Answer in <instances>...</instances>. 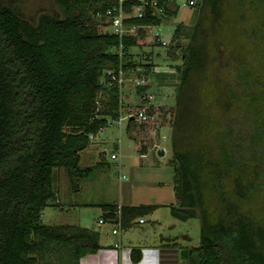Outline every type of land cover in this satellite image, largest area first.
Segmentation results:
<instances>
[{
    "label": "trees",
    "instance_id": "1",
    "mask_svg": "<svg viewBox=\"0 0 264 264\" xmlns=\"http://www.w3.org/2000/svg\"><path fill=\"white\" fill-rule=\"evenodd\" d=\"M55 1L63 17L43 13L32 21L0 2V264H45L48 253L57 254L58 264H79L100 248L96 230L47 225L43 209L55 199L56 168L76 186L103 164L81 166L80 152L108 119L120 117L121 91L106 70L147 71L151 64L131 51L138 33L99 31L89 16L91 10L108 24L106 11L118 0ZM198 5L176 65L170 137V212L200 221V243L181 247V260L264 264V0ZM177 11L168 1L159 17L124 22L140 36L144 26ZM180 34L177 26L172 38ZM176 48L179 40L168 49L172 59ZM159 206L102 205L124 229Z\"/></svg>",
    "mask_w": 264,
    "mask_h": 264
},
{
    "label": "rangeland",
    "instance_id": "2",
    "mask_svg": "<svg viewBox=\"0 0 264 264\" xmlns=\"http://www.w3.org/2000/svg\"><path fill=\"white\" fill-rule=\"evenodd\" d=\"M12 7L21 16L35 20L43 13L63 17L65 12L55 0H0ZM173 8H178L177 14L164 15L159 25H149L143 28V35L134 28L131 33H138V45L131 48L135 58L141 63H151L144 74L146 90L143 94L136 92L134 84L135 72L126 70L123 87L120 90L122 106L120 116L129 112L135 113L144 105L150 106L153 118L143 123H129L126 118L108 119L107 127L103 128L91 140L88 147L80 152L81 166H95L90 177L81 179L73 186L67 171L56 168L53 173L55 199L43 209L42 222L47 225H90L97 223L104 211V204H153L175 202L172 186L173 172L169 160L171 150V125L174 117L177 84L179 74L176 65L181 64V53L186 48L189 39L184 32L190 30L195 23L199 0H174ZM198 3V4H197ZM196 9V12H195ZM99 31L107 30L106 20L88 13ZM180 26V36L173 37L174 29ZM155 33L165 43L154 40ZM180 41V49L175 50L178 58L168 56L171 45ZM144 94H152V100H144ZM131 124V128L128 125ZM164 150L163 155L159 154ZM111 153L117 158L112 159ZM145 153L146 157H141ZM157 209V208H156ZM158 218L169 224L170 217L167 206H160ZM145 225L154 226L145 214ZM143 217V216H141ZM139 218V217H138ZM176 220V219H175ZM184 231L187 224L192 240L179 237V243L185 247L197 246L200 243V221L198 218L177 221ZM143 225V226H145ZM134 226V224H133ZM188 227V225H187ZM119 229V227H118ZM121 229V228H120ZM119 229V231H120ZM58 264L57 254L48 253L43 262Z\"/></svg>",
    "mask_w": 264,
    "mask_h": 264
},
{
    "label": "crops",
    "instance_id": "3",
    "mask_svg": "<svg viewBox=\"0 0 264 264\" xmlns=\"http://www.w3.org/2000/svg\"><path fill=\"white\" fill-rule=\"evenodd\" d=\"M171 203L174 202L153 203L168 207L169 215L173 218V220L167 221L169 224L158 218L159 206L148 213L149 220L155 223L154 226L145 225L146 220L143 215V217L135 218L127 229L122 228L114 218H108L107 211L104 210L95 225H83V227L91 228L99 233L100 248L96 252L81 257L79 264H183L180 256L183 245L179 243V237L188 241L192 240L189 232L185 231L191 227H189L190 224H187L188 227L186 225L184 231H177L178 234L174 233L178 228L183 229L182 224L177 222L183 220L172 216L169 207ZM140 218H143L144 221L139 222ZM116 227L121 228L118 233L113 232Z\"/></svg>",
    "mask_w": 264,
    "mask_h": 264
},
{
    "label": "built area",
    "instance_id": "4",
    "mask_svg": "<svg viewBox=\"0 0 264 264\" xmlns=\"http://www.w3.org/2000/svg\"><path fill=\"white\" fill-rule=\"evenodd\" d=\"M168 1H171V3L173 4L175 3L174 0H163L162 3L160 2V0H118V4L116 6L106 11L108 22L107 30L109 33L118 36H122L125 33L132 32L133 29L137 26L128 27V24L124 22V19L131 17H144L146 16V14L159 17L164 14V3H167ZM126 2L131 3L129 10H127L125 7ZM148 26H144L143 28H148ZM154 40H156L158 43H165L164 41L159 39V34L157 33H155ZM133 71L136 74L134 77L135 86L138 87L146 85L147 81L144 76V74H146L145 66H137ZM106 74L111 78V81H116L118 83L119 89L121 90L124 83L125 71H123V69H119L117 74H115L112 70H106ZM153 98L154 96L152 94L143 95L144 100H152ZM119 118H126L127 121L131 118L133 121L137 120L139 122L146 123L153 118V115L150 111V106L144 105L135 113L129 112L124 116H120ZM93 137L94 136H91V139ZM110 157L112 159H116L117 154L111 153ZM141 157H146L145 153H142ZM143 221V218L139 219V222ZM113 232L118 233V227L114 228ZM116 246H118V244H116Z\"/></svg>",
    "mask_w": 264,
    "mask_h": 264
},
{
    "label": "water",
    "instance_id": "5",
    "mask_svg": "<svg viewBox=\"0 0 264 264\" xmlns=\"http://www.w3.org/2000/svg\"><path fill=\"white\" fill-rule=\"evenodd\" d=\"M163 153H164V150H160V151H159V154H160V155H163Z\"/></svg>",
    "mask_w": 264,
    "mask_h": 264
}]
</instances>
